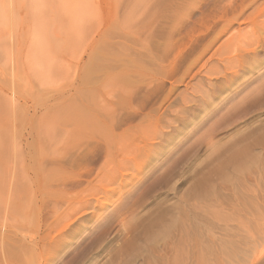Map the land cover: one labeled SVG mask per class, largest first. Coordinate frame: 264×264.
<instances>
[{
	"label": "rangeland",
	"instance_id": "obj_1",
	"mask_svg": "<svg viewBox=\"0 0 264 264\" xmlns=\"http://www.w3.org/2000/svg\"><path fill=\"white\" fill-rule=\"evenodd\" d=\"M263 12L264 0H0V224L34 233L33 212L14 207L39 204L24 183L28 159L41 143L49 153L64 139L75 108L68 98L107 111L99 101L117 97L126 74L130 101L114 108L122 129L139 126L126 145L140 149L103 170L109 175L98 169L101 152L71 168L81 186L74 180L76 191H66L85 201L60 202L71 222L61 236L74 241L60 261L80 249L75 264H264ZM95 139H70L65 153L80 159ZM88 187L97 190L90 200ZM49 216L46 209L38 236ZM51 252L53 262L61 251Z\"/></svg>",
	"mask_w": 264,
	"mask_h": 264
},
{
	"label": "bare ground",
	"instance_id": "obj_2",
	"mask_svg": "<svg viewBox=\"0 0 264 264\" xmlns=\"http://www.w3.org/2000/svg\"><path fill=\"white\" fill-rule=\"evenodd\" d=\"M257 13V12H256ZM264 13V12H263ZM262 15V13L260 14ZM259 15V16H260ZM108 31V30H107ZM123 32V31H122ZM108 33V32H107ZM252 39V38H250ZM248 40V39H246ZM104 41V40H103ZM102 41V42H103ZM244 41H245V38H244ZM264 41V39H263ZM115 44V43H114ZM246 44V43H245ZM151 45V44H150ZM155 46V45H154ZM152 47V46H151ZM126 50V49H125ZM105 52V51H104ZM129 52V51H127ZM146 53V52H145ZM144 55V54H143ZM99 56V55H98ZM128 56V55H127ZM130 56V55H129ZM98 58V57H97ZM151 58V57H150ZM159 58V57H158ZM100 59V58H99ZM106 59V58H105ZM112 60V59H111ZM145 60V59H144ZM161 60V59H159ZM108 61V60H107ZM146 61V60H145ZM144 61V62H145ZM162 61V60H161ZM98 62V61H97ZM102 62V61H101ZM114 62V61H113ZM143 60H139L138 61V64L139 65H143L144 64ZM108 63V62H107ZM125 63V62H124ZM148 63H151V66H155L153 60L149 61V62H146ZM101 64V63H100ZM99 65V63H98ZM120 65V64H119ZM118 65V66H119ZM95 66L97 65H94V59H93V69H95L97 72H99L98 70H100V65L98 68H95ZM114 66V65H113ZM145 66V65H144ZM163 66V65H162ZM165 66V65H164ZM110 69L113 70L112 66H108ZM122 66H119L117 67L118 70L121 68ZM115 68V67H114ZM123 69L127 68V66L124 68V66L122 67ZM129 68L131 69V67H128V70ZM149 68V67H148ZM157 67H155L156 69ZM160 68V66L158 67ZM105 69V68H104ZM103 69V70H104ZM107 69V68H106ZM105 69V70H106ZM163 69V68H161ZM92 70V69H91ZM91 70L89 71L91 73ZM102 70V69H101ZM100 70V71H101ZM157 70V69H156ZM160 70V69H159ZM131 71V70H130ZM145 71V70H144ZM149 71V70H148ZM151 71V70H150ZM155 71V70H154ZM116 72V71H115ZM125 72V71H124ZM127 72V70H126ZM125 72V73H126ZM152 72H153V69H152ZM150 72V73H152ZM164 71H160L158 72L155 71V73L157 75H163ZM114 73V72H113ZM129 73V72H128ZM160 73V74H159ZM167 72H165L164 74H166ZM89 74V73H88ZM112 74V73H111ZM124 74V73H123ZM90 75V74H89ZM129 75V74H128ZM88 76V75H87ZM92 77V74L90 75ZM114 76V75H113ZM133 76V75H132ZM99 77V76H98ZM116 77V76H115ZM131 77V76H130ZM130 77L127 76L126 74L122 75L121 76V83H122V86H123V91L120 92V94H118V96H110V94L107 95V97H111L110 100H105V99H102L99 101V104L100 102L103 103L105 101V103L107 104L106 106L108 107V110L106 111V107L105 105H96L95 106H90V109L86 108L87 105H85L86 107L83 109L82 108V104H81V100L83 95H81V97H76V95L74 97H70L68 99H71L73 102H70V101H67L68 104L70 103L72 105V103L75 105V108L72 107V111L70 110V113L68 114L67 113V117L71 120V121H66L64 123H67L68 125H71L70 128H67L66 126L65 127H61V134L64 139L61 141H59V139H57L58 142L56 143H53L52 142V145H50V142L48 143V146L50 145V149H49V153H47V146L45 145L46 142H42L40 145L43 144V146H40L37 148V151L39 153V156L37 155V157L33 156V159L32 157L30 156V159H28L29 161H32V164H34L33 166L34 169H33V166H29L30 169L27 168L28 171L31 172L32 176H27L25 177V182L28 186V194H30V197L31 199H36V198H39L38 202L39 204L33 202L30 207H27L26 205L23 206L21 205L20 203L15 205L14 207L17 208V209H20L21 211H24L26 209H28L29 211L33 212L32 215V218L29 222H27V224L29 226H32L33 225V229H34V233H32V235L29 236V234L26 235V233L24 232H19V230L17 231L16 229L13 228V226H11L9 228V230L6 231V227L5 225L3 224H0V264H75L76 263V260H78V258L80 257V255L83 254V251H80V249H77L75 247V249L79 250V251H72L71 250V253L68 254V255H71L67 258H69V260L67 261V258L65 259L64 262H61L62 261V257L65 255V253H67V251H63L65 250L64 248L65 247H70V245L73 244V242L71 243H66L63 239L64 236H61L63 234V232L66 230V229H69L70 225H71V222H66L68 220V217H69V214L66 212L65 214H62L61 213V203H66L68 206L69 204H71V202H76L77 205H78V202H81V201H85L84 197H83V200H81L79 197V199L77 198H74L75 196H73L74 194V190L72 191L73 193H70L68 190V193L70 194H73V198L71 195H69L66 191V188H68V185L69 186H75V191L76 189V185L73 184V181L75 180V183H78L76 182V180L78 181L79 177H82L80 176V174H73L72 173V169L74 166H76L80 160H84L86 159V156L90 154L91 158H94L95 156H97L95 153L96 152H101L100 154H102L100 157H102L101 159L103 160L102 163H101V166H98V169H101L100 171L103 172L102 176H104L105 172L103 171L104 169H106L107 167L110 168L109 165L111 164H114L115 163V160L116 162H122V161H125V159L127 160V157L129 156V154L133 153L134 151H136L140 145H138V148L136 146V144H131V145H126L127 141H132L135 137L136 134L134 133H137L139 130V126L135 125V126H130V127H127V128H124L122 129V120L119 118L120 116L117 115L116 111H115V106H122V104H124L126 101H130V98H131V93H127L124 88L129 85L130 83ZM146 77V76H145ZM159 77V76H158ZM82 79V77H80ZM84 78V77H83ZM118 78V77H117ZM139 78V76H138ZM131 79H133V77H131ZM158 80V79H157ZM115 81V80H114ZM120 81V80H119ZM86 83V82H85ZM90 83H92L90 81ZM113 83V82H112ZM84 84V83H82ZM95 86V85H94ZM108 86V85H107ZM110 87V86H108ZM115 87V86H113ZM105 88V87H104ZM130 89V88H129ZM117 90V89H115ZM173 90V87L170 88V91ZM96 91V90H95ZM99 91V90H98ZM169 91V93H170ZM97 92V91H96ZM101 92V91H100ZM114 92V91H113ZM116 92V91H115ZM131 92V91H130ZM90 93V92H89ZM88 93V94H89ZM108 93V92H107ZM64 94V92H63ZM78 94V93H76ZM82 94V93H81ZM93 97V92L90 93ZM90 94H89V97H90ZM102 94V93H101ZM70 96V95H69ZM88 95L86 94V97ZM106 96V95H105ZM2 99L0 100H3V97L0 96ZM5 97V96H4ZM85 97V96H84ZM98 97V95H97ZM100 97V96H99ZM63 97H61V100H62ZM66 98V97H65ZM91 98V97H90ZM116 98V99H115ZM8 99V98H7ZM64 99V98H63ZM78 99V101H77ZM85 99V98H84ZM88 99V98H86ZM85 99V101H86ZM94 99V101H96L97 99L95 98V96L93 98H91L90 100ZM10 100V99H9ZM8 100V106L6 104V107L4 109V112H3V115L6 119V122L8 121V111L11 107H9V105L11 106L12 104L9 102ZM184 100V99H183ZM93 101V102H94ZM64 102V101H62ZM66 102V101H65ZM80 102V103H78ZM83 102V101H82ZM92 102V103H93ZM3 103H4V100H3ZM15 103V102H14ZM17 103V102H16ZM61 103V101H60ZM62 104V103H61ZM69 104V105H70ZM94 105V104H93ZM9 107V109L7 108ZM54 107V106H53ZM93 107V108H91ZM13 108V107H12ZM105 108V109H104ZM111 108V109H109ZM118 109V108H116ZM1 110V109H0ZM12 111V109L10 110ZM9 111V112H10ZM14 112V110H13ZM12 112V113H13ZM2 113V112H1ZM54 113V112H53ZM119 113V112H118ZM11 114V113H10ZM56 113H54V116H55ZM131 114V113H130ZM27 115V114H26ZM13 116V115H12ZM11 116V117H12ZM53 116V115H52ZM124 116V115H123ZM59 117V116H58ZM58 117H55V118H58ZM131 117V116H130ZM54 118V117H53ZM132 118V117H131ZM135 118V116H134ZM124 120V119H123ZM126 120V119H125ZM129 120V118H128ZM60 123V122H59ZM7 124V123H6ZM54 124V122H53ZM58 124V123H57ZM38 125V124H37ZM36 125V126H37ZM66 125V124H65ZM1 127V126H0ZM50 127V126H49ZM55 127L59 128L58 126L55 125ZM53 128V126H52ZM120 129L122 130L121 132H116V129ZM44 128L42 127V130ZM49 129V128H48ZM41 131V130H40ZM51 131V129L49 130ZM54 131V129H53ZM57 133L60 134L59 132V129L57 130ZM8 134V133H7ZM13 134V133H12ZM52 135V134H51ZM40 138V137H39ZM39 138H37L39 140ZM50 138V137H48ZM61 138V136H60ZM90 139V138H96L95 140H98V142L96 141V144L93 145V147H90L88 148V150L82 154V155H79L80 159L78 157H76V159H78V161L76 159H74L73 156H69L71 155L70 153H68L69 155H67L65 153V150L68 151V147H67V143H69L71 140L74 139V141L77 143V145L79 143H81L82 139ZM137 138V137H136ZM53 139V138H52ZM71 139V140H70ZM47 140V139H46ZM45 140V141H46ZM4 141V139H3ZM12 141V140H11ZM51 141V140H50ZM53 141V140H52ZM69 141V142H68ZM84 141V140H83ZM2 142V141H1ZM35 142V141H34ZM41 142V141H40ZM48 142V141H47ZM55 142V140H54ZM73 142V141H72ZM6 143V142H5ZM4 143V144H5ZM71 143V142H70ZM2 144V143H1ZM17 144V143H16ZM39 144V143H38ZM44 145H45V149H44ZM73 145V147L77 146L76 144H71ZM17 146V145H16ZM20 146V145H19ZM134 146H136V149L134 148ZM43 147V148H42ZM72 147V146H71ZM69 147V148H71ZM74 147V148H75ZM131 147L133 148V150L131 151ZM15 148V147H14ZM49 148V147H48ZM67 148V149H66ZM20 149V147H19ZM140 149V148H139ZM2 150V149H1ZM60 152H59V151ZM17 151V150H16ZM31 151V150H30ZM57 151V152H56ZM63 151V152H62ZM18 152V151H17ZM21 152V151H20ZM43 152V153H42ZM56 152V153H55ZM71 152V151H70ZM1 153V152H0ZM8 153V151H7ZM10 153V152H9ZM8 153V154H9ZM29 153V152H28ZM58 153V154H57ZM4 154V153H3ZM5 155V154H4ZM30 155V153H29ZM67 155V156H66ZM82 156V157H81ZM121 156V157H120ZM2 157V155H1ZM35 157V158H34ZM89 157V156H88ZM99 157V155H98ZM247 157V156H246ZM250 157V156H249ZM6 158V157H4ZM119 158V160L117 161V159ZM122 158V159H121ZM244 158V157H242ZM100 159V160H101ZM131 159V158H130ZM8 160V159H7ZM90 160V158H89ZM129 160V159H128ZM242 160V159H241ZM246 160V159H245ZM87 161V160H86ZM98 162H101V161H98ZM114 162V163H113ZM12 163V162H11ZM29 163V162H28ZM64 163H66V166L68 167H64ZM20 164V163H19ZM68 164V165H67ZM100 164V163H99ZM122 164V163H121ZM126 164V163H125ZM16 165H17V161H16ZM22 165V164H21ZM27 165V164H26ZM29 165V164H28ZM117 165H119V163H117ZM124 165V163H123ZM128 165V164H127ZM11 166V165H9ZM15 166V165H14ZM101 167V168H100ZM113 167V165H112ZM115 167L116 164H115ZM122 167V166H121ZM12 168V167H11ZM3 169V168H2ZM7 169H9L7 167ZM5 169V173H6V170ZM18 169V168H17ZM98 169H97V176H98ZM118 169H120L118 167ZM124 169L122 168V171ZM90 171V170H89ZM88 171V172H89ZM108 171V169H107ZM119 171V170H118ZM23 172V171H22ZM82 172V171H81ZM87 172V171H86ZM20 173H21V169H20ZM119 173V172H118ZM107 175L108 172H106ZM1 175V173H0ZM6 175V174H5ZM107 179L108 181L111 179L113 180V177L111 178V175L110 177L107 176ZM25 176V175H24ZM101 175L98 176V177H102ZM115 176V175H114ZM109 177V178H108ZM21 178H22V174H21ZM111 178V179H110ZM160 178V177H159ZM82 179V178H81ZM99 179V178H98ZM104 179H102L100 181V183L103 181ZM9 181V180H8ZM23 182V178L21 180ZM106 181V180H105ZM104 181V183H105ZM81 182V181H80ZM86 182V181H85ZM98 182V180H97ZM90 183V182H89ZM5 184H7L5 182ZM83 184V183H82ZM88 184V182H87ZM96 184V183H95ZM95 184H92L93 186ZM107 184V183H106ZM78 185H80V183H78ZM77 185V186H78ZM90 185V184H89ZM100 186V184H97ZM95 185L94 187H98ZM103 185V184H102ZM81 186V185H80ZM12 187V185H11ZM70 187V189H71ZM87 187V186H85ZM105 187V186H104ZM23 187L20 186V189H22ZM97 188V189H98ZM14 189V187L12 188ZM10 188V191L12 190ZM27 189H25L27 191ZM69 189V188H68ZM83 189H89L88 188H83ZM83 189H81L80 191L83 192ZM101 189L103 190V187H101ZM101 189L99 188V190L101 191ZM24 190V191H25ZM72 190V189H71ZM14 190H12V193H13ZM18 191V187L16 189V193ZM89 191L90 193V189L87 190ZM97 190H93L92 188V192L89 194L88 193V196H87V192L85 193L86 194V198L90 200V198L92 196L95 197V195L97 194H94ZM99 191V192H100ZM2 192V191H1ZM20 192V190L18 191ZM141 192V191H140ZM7 193V192H6ZM23 193V190L22 192ZM26 193V192H25ZM137 194H139L137 192ZM8 195V194H6ZM12 195V194H11ZM17 194H15L16 196ZM75 195L77 196L76 192H75ZM81 196V195H79ZM90 196V197H89ZM135 196V195H134ZM137 196V195H136ZM93 197V198H94ZM8 198V197H7ZM16 199V198H15ZM27 199V198H26ZM20 200V199H19ZM30 200V199H29ZM16 201V200H15ZM32 201V200H31ZM19 202V201H18ZM88 202V201H87ZM59 203V205H58ZM50 204V205H49ZM63 204V205H64ZM74 204V203H73ZM84 204V203H83ZM13 206V205H12ZM48 206L49 209H48ZM70 206V205H69ZM64 207V206H63ZM75 207V206H74ZM87 207V206H86ZM69 209L72 208V205L71 207H68ZM46 209L47 210H50V216L52 217V221L47 224L45 223V225H47V227H45V234L43 236H38V233L41 231V228H42V225L40 222L41 221V218L44 216V214L46 213ZM64 210V209H62ZM5 210H3L2 212H4ZM18 211V210H17ZM68 211V210H67ZM70 211V210H69ZM132 211V210H131ZM27 212V210H26ZM36 212V215L34 214ZM45 212V213H44ZM48 212V211H47ZM71 212V211H70ZM18 213V212H17ZM72 213V212H71ZM74 213V212H73ZM192 213V212H191ZM216 213V212H215ZM180 214H183V213H180ZM5 215V214H4ZM7 215V214H6ZM8 216V215H7ZM49 216V217H50ZM133 216V215H131ZM183 216V215H181ZM213 216V215H212ZM23 217V216H22ZM21 217V218H22ZM199 218V217H198ZM24 219V218H23ZM22 219V220H23ZM30 219V218H29ZM75 219V218H74ZM27 220V218H26ZM173 221V220H172ZM6 222V221H5ZM9 222V221H8ZM13 222V221H12ZM180 222V221H179ZM184 222V221H183ZM186 222V221H185ZM177 223V222H175ZM182 223V222H181ZM187 223V222H186ZM203 223V222H202ZM18 224V223H17ZM183 224V223H182ZM9 225V224H8ZM13 225V224H12ZM63 225V226H62ZM62 226V227H60ZM15 227V226H14ZM186 227V226H185ZM8 228V227H7ZM27 228V227H26ZM172 229V228H171ZM179 229V228H178ZM182 229V228H181ZM26 230V229H25ZM52 230H55L57 231V234L60 235V236H52L51 235V231ZM22 231V229H21ZM24 231V230H23ZM31 231V230H28V232ZM181 233V232H180ZM175 234V233H174ZM173 234V236H174ZM166 236V235H165ZM182 236H185V231L182 232L181 234V237ZM171 238V237H170ZM182 238H180L181 240ZM84 240V239H83ZM87 240V239H85ZM179 240V242H180ZM186 240V239H185ZM79 241V240H78ZM91 241V239H90ZM88 242V244H86V247H89V245H91L92 242ZM157 241V240H156ZM184 242V240L182 241ZM186 242V241H185ZM190 242V241H189ZM165 243V242H164ZM81 244H84V241H81ZM80 244V246H82ZM150 244V242H149ZM187 244V242H186ZM196 244V243H195ZM85 245V244H84ZM167 245V244H166ZM74 246V245H72ZM78 248L80 247L79 245H77ZM182 246V245H181ZM170 247V246H169ZM82 248H84V246H82ZM195 248V247H194ZM85 249V248H84ZM190 249V248H189ZM54 250H58L59 252L61 251V254L57 256V258L55 259V261H50L49 258H46V256L50 253L53 254V252L51 251H54ZM83 250V249H81ZM163 250V249H162ZM170 250V249H169ZM172 250V249H171ZM181 250V249H180ZM85 251V250H84ZM86 251H87V248H86ZM158 251V250H157ZM177 251V249H176ZM200 251V250H199ZM65 252V253H64ZM170 252V251H169ZM185 252V250H184ZM57 253V252H56ZM152 253V252H151ZM175 253V252H174ZM183 254V253H182ZM199 254V253H198ZM85 255V254H84ZM51 257V256H50ZM53 257V256H52ZM153 257V256H152ZM172 257V256H171ZM174 257V256H173ZM176 257V256H175ZM54 258V257H53ZM64 258V257H63ZM167 258V257H166ZM82 259V258H81ZM80 259V260H81ZM154 259V258H153ZM61 260V261H60ZM83 260V259H82ZM81 260V261H82ZM85 260V259H84ZM83 260V261H84ZM80 262H77V264H80ZM121 261V260H120ZM156 263V262H154ZM176 263V261H175ZM150 264H152V262L150 261ZM168 264V262L166 263Z\"/></svg>",
	"mask_w": 264,
	"mask_h": 264
}]
</instances>
